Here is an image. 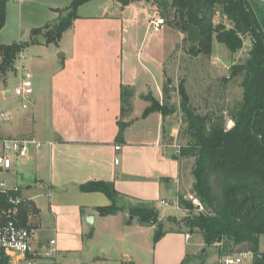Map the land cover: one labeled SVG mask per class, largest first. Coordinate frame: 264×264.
Masks as SVG:
<instances>
[{
	"label": "crops",
	"instance_id": "obj_1",
	"mask_svg": "<svg viewBox=\"0 0 264 264\" xmlns=\"http://www.w3.org/2000/svg\"><path fill=\"white\" fill-rule=\"evenodd\" d=\"M7 1L6 25L1 32L12 24L13 11L17 9L14 24L18 22L34 29L54 22L58 18L55 10L65 9L73 2ZM248 1L251 4L260 0ZM96 2L99 7L96 12L82 13L87 5ZM148 12L145 8L122 6L116 0H93L78 9V18L72 28L55 45L54 54L63 53L64 58H57L60 65L50 76L48 95L40 96V101L45 99L47 103L49 131L46 138L38 139L44 147L34 150L27 162L29 179L23 192L33 206L28 211L27 224L35 230V234L40 228L32 221L42 212L37 199L43 195L26 193L33 190L47 193L48 209L54 216L52 231L61 237L62 245L59 244L58 252L70 251L63 248L66 238L80 232L83 223L92 216L94 227L88 226L92 230L100 224L112 223L118 235H135L137 246L145 251L150 249L147 241H154L156 226H141L137 218L129 219L131 215L125 210L115 216H100L96 208L109 206L112 201L103 193L83 192L82 186L89 182L111 184L120 194L118 205L122 207L123 200H129L132 206L135 203L155 206L158 201L175 197L179 192H191L193 187L194 179L184 167V158H176L175 151L165 141V117L159 112L145 115V111L152 106L150 104L135 109L136 104L145 99V94L139 84L133 49L139 44L144 30V36L153 30L146 19ZM168 32L176 33L178 38L181 36L180 39H183L180 32L167 24L156 33ZM214 51L213 42L214 57L221 62L223 57ZM220 51L222 54L229 53L223 48ZM238 55H229V60L235 64ZM122 86L134 89L131 111L125 116L122 115ZM7 91L9 89H5L3 94ZM160 97L162 88L156 100L159 101ZM38 102L39 98L34 111H37ZM119 121L127 124L121 141H118ZM22 135L36 138L35 132ZM166 180L169 182L166 183ZM32 212L36 215L32 216ZM160 220L164 221L161 214ZM67 223H72L73 231L66 226ZM92 232L91 240L97 237V232ZM36 241L49 240L40 237ZM198 245L205 246L203 243ZM123 261L135 264L129 254H125Z\"/></svg>",
	"mask_w": 264,
	"mask_h": 264
},
{
	"label": "trees",
	"instance_id": "obj_2",
	"mask_svg": "<svg viewBox=\"0 0 264 264\" xmlns=\"http://www.w3.org/2000/svg\"><path fill=\"white\" fill-rule=\"evenodd\" d=\"M91 1L73 0L69 7L55 10L58 18L33 29L30 41L0 44V69L3 72L12 69L21 53L31 45L42 44L40 38L45 40V45H58L78 18V9ZM116 1L122 6L135 2ZM157 2L164 8L169 24L183 35V44L194 56L202 53L211 55L214 38L234 56L243 49L245 39L251 38L249 59L243 64L233 65L231 76L223 79L227 83L243 75L242 101L228 110V116L234 123L231 129L226 128L223 115L213 119L197 113L185 86L180 87L187 143L181 146L180 155L175 157L195 159L192 193L206 210L194 216L188 215L185 218L187 226L203 235L206 247H217L221 256L250 252L253 264H264V253L259 251L260 237L264 235V32L248 0ZM7 5V0H0V32L6 25ZM218 12L230 21L231 27L214 22ZM169 91L170 88L165 85V102L170 99ZM133 96V88L122 86V115L131 111ZM153 112H159L164 117L170 114L167 103L161 104L155 99L145 115ZM118 125V141H121L127 124L119 121ZM82 191L103 193L112 201L109 206L96 208L102 217L115 216L125 210L118 205L120 194L109 183L89 182L82 186ZM183 204L190 209L189 212L195 211L191 202L183 201ZM28 211L23 215L24 224H27ZM129 214L137 218L141 226H156V243L165 236L164 223L160 220L157 207L142 204L131 207Z\"/></svg>",
	"mask_w": 264,
	"mask_h": 264
},
{
	"label": "rangeland",
	"instance_id": "obj_3",
	"mask_svg": "<svg viewBox=\"0 0 264 264\" xmlns=\"http://www.w3.org/2000/svg\"><path fill=\"white\" fill-rule=\"evenodd\" d=\"M157 1L159 0H151L150 2L135 0L131 5L136 8L148 9L149 12L155 11L165 19L168 26L172 27L164 14V8ZM167 1L171 3L172 0ZM251 6L264 32V0L253 2ZM12 9L15 10V7ZM98 9V2L91 3L82 10V13L93 14ZM17 10L13 11L14 15ZM14 15L11 18L12 24L0 33V44L9 45L30 41L33 29H28L29 27L18 24V22L14 24ZM214 22L216 24L223 23L228 28L232 26L230 21L219 12L216 14ZM173 29L179 33L178 30ZM144 34L145 30L141 34L139 44L133 49L135 61L138 65L139 84L145 94V99H141L142 102L136 104L135 109L139 110L145 104L152 105L153 99L159 98L160 89L162 88V97H160L159 102L161 104L167 103L170 111V114L165 117L164 130L165 141L171 149L175 151L174 146H184L187 143V125L183 120L181 96L179 94L182 85L185 86L191 99V105L197 113L213 119L223 115L226 118V128L231 129L233 126L230 124L232 121L228 116V110L242 101L243 88L241 83L243 75L240 74L227 83L223 79L231 76L233 65L243 64L249 59V51L252 45L251 38L247 37L245 39L244 47L238 52L239 57H237L236 63L233 64V61L229 60L231 53L215 38L214 52L223 57L225 62L223 60L218 62L213 52L211 55L202 53L194 56L190 54L189 47L183 44V39H180L181 36L178 38L176 33L168 32V34L158 35L154 30H151L146 36ZM40 40L42 44L31 45L17 57L12 69L6 72L0 69V135L17 137L21 136L22 133L35 132L36 138L39 140H43L47 136L49 114L47 103L45 99L40 101V96L48 95L50 76L59 67L60 62L57 59L59 53L54 54L55 45H45V40L43 38H40ZM222 48L229 53L222 54L220 51ZM1 64L2 58L0 56V66ZM25 69L31 72L34 85V94L29 102L24 101L23 98L15 94L11 97H5L3 94L5 89L14 92L22 83ZM165 85L170 88V99L167 102L164 101L163 95ZM150 94L152 97L147 100L146 98ZM37 98H39L38 107L37 111H34L33 107ZM24 103L28 104L27 109L23 108ZM2 114H9L11 119L9 121L4 120ZM182 162L184 167L190 171V175H192L195 182L192 174L195 159H183ZM0 179H3L8 187L19 185L24 191L29 179L28 163L14 167L9 174H1ZM185 193H188V191H185ZM26 194L43 195L37 199L42 212L40 216L32 221L34 225L38 224L40 228V231L35 234V240L40 237L46 240L56 239L58 248L59 244L62 245L61 237L52 231L51 225L54 223V216L48 209L47 193L41 190H33ZM168 199L170 198L168 197ZM123 205L125 207L124 212L129 214L131 207L140 206L141 204L135 203L132 206L129 200H123ZM155 207L164 218L166 237L157 243L147 241L150 247L149 250L145 251L137 246L135 235H118L116 233L117 228L112 223H109V225L100 224L97 229L92 230L88 227L86 221L83 223L80 232L70 234L66 238V246H63V248H68L70 251L63 249L65 251L58 252L55 256L57 264H123L125 263L123 261L125 260V254L132 256L135 264L220 263L219 249L215 246L206 247V245L199 247L198 243L205 244L204 237L197 230H191L185 222L188 215L194 216L199 212L179 211L174 207L162 205L161 201H158ZM31 210L32 208L29 212ZM33 215L35 216L36 213L32 212ZM66 226L73 231L74 226L72 223H67ZM92 231L97 232V237L91 240L90 234L93 233ZM186 234H190L192 237L188 242ZM259 251L264 253V235L260 237ZM241 264H253V257L245 258Z\"/></svg>",
	"mask_w": 264,
	"mask_h": 264
},
{
	"label": "built area",
	"instance_id": "obj_4",
	"mask_svg": "<svg viewBox=\"0 0 264 264\" xmlns=\"http://www.w3.org/2000/svg\"><path fill=\"white\" fill-rule=\"evenodd\" d=\"M147 22L154 31H160L167 23L155 11L146 14ZM32 74L25 69L22 83L11 91L16 95L30 100L34 94ZM27 109L28 104H23ZM6 121L11 119L9 114H2ZM234 125L233 122L230 123ZM52 145V143H49ZM44 143L29 135L17 137L0 135V175L9 174L14 167L25 165L34 150H40ZM120 147H117L119 149ZM175 154L180 155L181 146H174ZM183 201L191 202L197 212H204L205 208L200 199L191 192H179L175 197L162 200L161 204L174 207L179 211H187ZM31 209L29 201L25 198L21 186L8 187L3 179H0V264H57V241H36L35 230L23 223L25 211ZM191 235L187 234L186 239ZM253 257L252 253H237L221 256L219 264H241L245 258Z\"/></svg>",
	"mask_w": 264,
	"mask_h": 264
},
{
	"label": "water",
	"instance_id": "obj_5",
	"mask_svg": "<svg viewBox=\"0 0 264 264\" xmlns=\"http://www.w3.org/2000/svg\"><path fill=\"white\" fill-rule=\"evenodd\" d=\"M59 58L63 59V58H64V54H63V53H60V54H59ZM249 62H250V61H249ZM10 95H11V91H7V92L5 93V96H6V97H8V96H10ZM151 97H152V95L150 94V95L147 97V99H150ZM130 219L133 220V217L131 216ZM87 225H88L89 227H91V228L94 227V216L90 217L89 220H87Z\"/></svg>",
	"mask_w": 264,
	"mask_h": 264
}]
</instances>
